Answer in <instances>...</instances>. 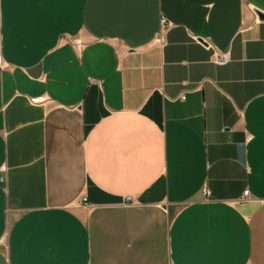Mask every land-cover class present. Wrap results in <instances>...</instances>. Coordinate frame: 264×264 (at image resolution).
<instances>
[{
  "label": "crops",
  "instance_id": "obj_1",
  "mask_svg": "<svg viewBox=\"0 0 264 264\" xmlns=\"http://www.w3.org/2000/svg\"><path fill=\"white\" fill-rule=\"evenodd\" d=\"M257 10L0 0V264H264Z\"/></svg>",
  "mask_w": 264,
  "mask_h": 264
},
{
  "label": "built area",
  "instance_id": "obj_2",
  "mask_svg": "<svg viewBox=\"0 0 264 264\" xmlns=\"http://www.w3.org/2000/svg\"><path fill=\"white\" fill-rule=\"evenodd\" d=\"M162 43H163L162 37H159V39L157 41V45L162 46L163 45ZM1 49H2V47L0 46V66L3 69H6L8 66L6 64H3L1 61V53H2ZM214 55H215L214 60L217 64H226L230 60V55H228L227 53H225L224 55L216 53ZM181 99L185 100L186 96L181 95ZM205 195L207 198H209V197H211V192L207 190ZM248 197H249V192L247 191V192H245L244 196L242 197V202H246L249 199ZM79 204L88 207L87 200H85V198H83ZM6 246H7V241L4 238L3 240L0 241V251H6L7 250Z\"/></svg>",
  "mask_w": 264,
  "mask_h": 264
},
{
  "label": "water",
  "instance_id": "obj_3",
  "mask_svg": "<svg viewBox=\"0 0 264 264\" xmlns=\"http://www.w3.org/2000/svg\"><path fill=\"white\" fill-rule=\"evenodd\" d=\"M256 14L259 16V19H260L261 21H264V14H263V12L257 10V13H256Z\"/></svg>",
  "mask_w": 264,
  "mask_h": 264
}]
</instances>
